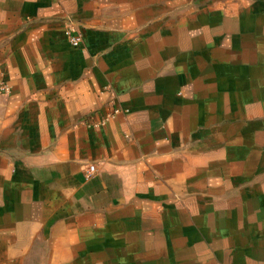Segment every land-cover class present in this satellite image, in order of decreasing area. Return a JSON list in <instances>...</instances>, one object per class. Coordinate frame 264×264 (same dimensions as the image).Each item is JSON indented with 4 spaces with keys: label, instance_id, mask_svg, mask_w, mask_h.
<instances>
[{
    "label": "crops",
    "instance_id": "obj_1",
    "mask_svg": "<svg viewBox=\"0 0 264 264\" xmlns=\"http://www.w3.org/2000/svg\"><path fill=\"white\" fill-rule=\"evenodd\" d=\"M0 264H264V0H0Z\"/></svg>",
    "mask_w": 264,
    "mask_h": 264
},
{
    "label": "built area",
    "instance_id": "obj_2",
    "mask_svg": "<svg viewBox=\"0 0 264 264\" xmlns=\"http://www.w3.org/2000/svg\"><path fill=\"white\" fill-rule=\"evenodd\" d=\"M66 33L68 35V39L69 41L73 44V45H78L81 41V37L79 35L78 32H76V30H74V28L72 26H68L66 28ZM95 167L93 164H90L88 166V170H87V173L86 175H90L93 171H94Z\"/></svg>",
    "mask_w": 264,
    "mask_h": 264
}]
</instances>
